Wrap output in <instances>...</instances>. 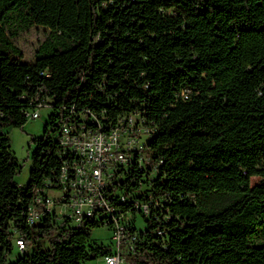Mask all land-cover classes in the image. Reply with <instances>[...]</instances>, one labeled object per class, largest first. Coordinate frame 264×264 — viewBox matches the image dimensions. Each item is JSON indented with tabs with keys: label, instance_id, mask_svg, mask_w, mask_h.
Returning <instances> with one entry per match:
<instances>
[{
	"label": "trees",
	"instance_id": "1",
	"mask_svg": "<svg viewBox=\"0 0 264 264\" xmlns=\"http://www.w3.org/2000/svg\"><path fill=\"white\" fill-rule=\"evenodd\" d=\"M32 26L46 33L26 62L14 39ZM40 101L51 112L19 185L7 128ZM128 114L152 129L148 161L106 187L136 234L131 264H264V0H0V264L111 253L91 240L110 214L76 226L27 211L61 187L63 125L109 131ZM16 238L25 249L8 261Z\"/></svg>",
	"mask_w": 264,
	"mask_h": 264
},
{
	"label": "built area",
	"instance_id": "2",
	"mask_svg": "<svg viewBox=\"0 0 264 264\" xmlns=\"http://www.w3.org/2000/svg\"><path fill=\"white\" fill-rule=\"evenodd\" d=\"M43 106H48L46 101L37 102L26 113L27 117L37 118L38 109ZM151 133L152 129L143 125L137 114L122 116L109 131L90 129L83 125L80 128L63 125L59 141L72 158L60 168V189L43 190L28 207L29 224L37 222L46 214H54L58 219H71L77 226L84 218L95 213L110 214L113 217L112 251L104 260L106 264H124V251L129 256L133 254L137 238L126 228L128 216L114 217L106 187L116 176L118 166H126L135 159L140 163L148 161V156L144 155L142 137L148 138ZM56 190L60 193L49 194ZM142 210L146 213L147 207L142 206ZM15 245L20 252L25 249L22 238H16Z\"/></svg>",
	"mask_w": 264,
	"mask_h": 264
},
{
	"label": "rangeland",
	"instance_id": "3",
	"mask_svg": "<svg viewBox=\"0 0 264 264\" xmlns=\"http://www.w3.org/2000/svg\"><path fill=\"white\" fill-rule=\"evenodd\" d=\"M46 30L41 26H32L29 29L22 31L15 39V44L20 48L22 52V59L26 62L33 60V55L37 45L43 40ZM39 116L32 119L29 117L22 127H8L7 135L10 140L11 150L16 160L20 165L19 171L14 176V180L17 184H25L29 179V171L31 167V153L35 149V142L33 138L39 137L43 134L45 122L48 119V115L51 112V107L43 106L38 109ZM145 142L147 137H142ZM146 143V142H145ZM148 156L147 152L144 154ZM260 179L254 177L251 179L252 184L259 183ZM59 194L60 191L49 192V194ZM135 225L137 230L143 228L142 217L137 214ZM91 240L104 245H111L113 243L112 230L108 225H102L91 229ZM125 262L124 264H131V258L124 251ZM18 255L17 247L14 244L12 253L8 256V261H13ZM83 264H106L104 257H98L96 259L85 261Z\"/></svg>",
	"mask_w": 264,
	"mask_h": 264
},
{
	"label": "bare ground",
	"instance_id": "4",
	"mask_svg": "<svg viewBox=\"0 0 264 264\" xmlns=\"http://www.w3.org/2000/svg\"><path fill=\"white\" fill-rule=\"evenodd\" d=\"M144 151H145V153H146L145 142H144Z\"/></svg>",
	"mask_w": 264,
	"mask_h": 264
}]
</instances>
